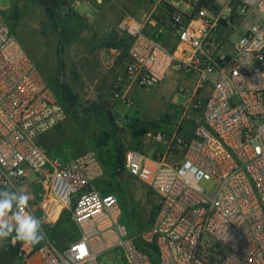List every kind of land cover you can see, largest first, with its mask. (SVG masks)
<instances>
[{
  "label": "built area",
  "instance_id": "1",
  "mask_svg": "<svg viewBox=\"0 0 264 264\" xmlns=\"http://www.w3.org/2000/svg\"><path fill=\"white\" fill-rule=\"evenodd\" d=\"M56 1L64 23L89 19L105 0ZM161 4L152 34L126 23L130 43L111 95L133 105L131 87L160 85L171 71L193 85L176 88L185 100L175 131L151 135L163 153L125 152L124 170L157 198L153 221L133 235L117 197L97 190L105 168L96 151L61 161L40 143L67 112L0 9V189L27 193L25 211L36 216L39 203L46 227L67 213L77 232L63 246L47 233L37 248L21 242L16 264H99L101 255L109 264H264V0ZM252 12L257 19L246 25ZM205 178L211 188L201 186Z\"/></svg>",
  "mask_w": 264,
  "mask_h": 264
},
{
  "label": "rangeland",
  "instance_id": "2",
  "mask_svg": "<svg viewBox=\"0 0 264 264\" xmlns=\"http://www.w3.org/2000/svg\"><path fill=\"white\" fill-rule=\"evenodd\" d=\"M0 9L10 31L35 62L39 75L54 94L59 91L58 84L64 83L77 96L76 106L69 110L65 121L40 136L39 141L47 154L67 161L87 150L96 151L106 165L105 176L97 183V190L117 197L122 222L130 235L145 230L151 222L157 198L125 170L117 172L114 166L116 147H121L123 157L126 150L138 146L148 156L166 150L164 144L153 142L151 135L155 132L171 134L176 129L181 116L178 106L184 103L185 98L180 94L175 97L177 84L174 79L169 77L165 83L149 89L131 87L127 95L133 105L126 104L111 95L112 82L101 67L100 45L93 46L92 42L86 46L84 35L88 32V24L84 19L72 17L65 27L68 44L62 54L63 70L59 72L57 51L60 34L37 0H0ZM256 19L254 12L249 13L246 25ZM93 105L99 110L94 111ZM191 127V123L186 124V128ZM201 186L211 188L212 182L205 178ZM5 191L0 189V194ZM34 208L36 217L40 218L42 210L39 203H35ZM43 228L58 246L77 236L75 226L70 222L62 227L43 225ZM16 261L8 239L0 241V264H16ZM97 261L109 264L106 255L99 256Z\"/></svg>",
  "mask_w": 264,
  "mask_h": 264
},
{
  "label": "crops",
  "instance_id": "3",
  "mask_svg": "<svg viewBox=\"0 0 264 264\" xmlns=\"http://www.w3.org/2000/svg\"><path fill=\"white\" fill-rule=\"evenodd\" d=\"M162 8L161 0H105L99 11L89 19L73 16L76 20L84 19L88 24V32L85 33V37L83 36L86 38V46L89 47L92 42L93 46L100 45L99 55L101 63H103L101 67L111 82L123 70V62L130 43V37L125 31L126 23L134 21L144 27L145 34L150 35L163 23L162 18L158 19V16L162 15ZM124 21L125 23H123ZM95 36L97 38L93 39ZM110 37L114 44L110 48H106L103 46L104 40ZM163 41L167 47H171L174 38L172 35L166 34ZM169 77L174 79L177 84L176 88L179 85L188 87L193 85L192 79L186 78L180 73L171 71L165 81H168ZM174 95L178 96L176 93Z\"/></svg>",
  "mask_w": 264,
  "mask_h": 264
},
{
  "label": "clouds",
  "instance_id": "4",
  "mask_svg": "<svg viewBox=\"0 0 264 264\" xmlns=\"http://www.w3.org/2000/svg\"><path fill=\"white\" fill-rule=\"evenodd\" d=\"M0 195L3 196L0 198V241L9 237L13 242L18 241L29 245L40 244L44 241L46 232L43 230L42 219L25 211L28 207V194L5 191ZM9 214L14 224L5 219Z\"/></svg>",
  "mask_w": 264,
  "mask_h": 264
},
{
  "label": "trees",
  "instance_id": "5",
  "mask_svg": "<svg viewBox=\"0 0 264 264\" xmlns=\"http://www.w3.org/2000/svg\"><path fill=\"white\" fill-rule=\"evenodd\" d=\"M37 2L43 8L45 15L50 20V22L53 24L54 28L60 34L57 54L59 57L58 71L62 72V70H63L62 54H63L64 48L68 44V40L65 37V27H67L69 19H71V17H73V16H68L63 23L56 16V12H55V8L57 6L56 0H37ZM113 44H114L113 39L110 37V38H107L104 40L103 46L106 48H110L111 46H113ZM58 88H59V91L56 94V96L68 114L69 110L73 109L76 106L77 96L73 93V91L70 89V87L67 84H64V83L58 84ZM93 109H94V111L99 110L98 106H96V105H93ZM87 111H89V110H87ZM140 147L141 146H138V147H135L134 149H140ZM122 153H123V151H122L121 147L118 145L116 147V156H115V163H114V166H115L117 172H120V170L124 171V168H123L124 157H123ZM100 159H101L102 163L104 164L105 173H106L105 162L103 161V159L101 157H100ZM150 193L153 194L151 191H150ZM155 209L156 208H154L152 210V213H151V215H152L151 216V222L153 221V218L155 216ZM69 222L70 221H69L67 213L63 212V213H60L58 215L55 226H61L62 227L64 225L68 224ZM151 222H150V224H151ZM40 244H36V245H34V247L37 248V247H39ZM20 245H21V242L17 241L16 247L11 248V250L16 254ZM150 248L153 250L152 246H150Z\"/></svg>",
  "mask_w": 264,
  "mask_h": 264
}]
</instances>
